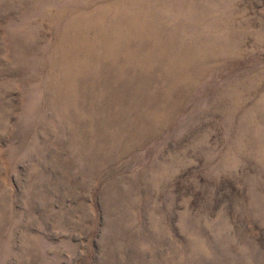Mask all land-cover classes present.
<instances>
[{
    "label": "rangeland",
    "instance_id": "1",
    "mask_svg": "<svg viewBox=\"0 0 264 264\" xmlns=\"http://www.w3.org/2000/svg\"><path fill=\"white\" fill-rule=\"evenodd\" d=\"M0 264H264V0H0Z\"/></svg>",
    "mask_w": 264,
    "mask_h": 264
}]
</instances>
